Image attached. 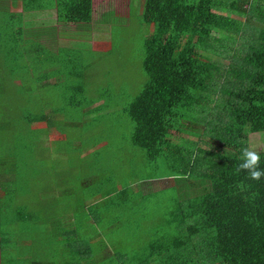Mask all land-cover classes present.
Instances as JSON below:
<instances>
[{
  "label": "trees",
  "instance_id": "obj_1",
  "mask_svg": "<svg viewBox=\"0 0 264 264\" xmlns=\"http://www.w3.org/2000/svg\"><path fill=\"white\" fill-rule=\"evenodd\" d=\"M141 2L146 35L140 65L145 81L135 94L126 92L129 99L122 106L129 119L128 142L98 140L91 147L98 158L100 151L109 150L106 156L118 163L116 153L128 145L130 151H142L148 166L160 164L168 173L146 177L141 182L144 194L137 196L139 191L134 190L127 198L126 180L92 174L99 181L92 201H82L81 235L83 231L84 237L91 234L84 221L90 220L93 230L98 226V209L114 219L121 209L132 211L137 198L146 197L145 190L171 185L170 180L179 183L181 194L172 197L166 215L158 214L163 228L154 227L152 216L144 215L145 222L149 220L146 230L153 231L140 255L126 256L117 246H110L114 250L108 248L104 254L107 244L91 253L88 241L82 255L72 240L67 243L70 252L63 256L67 257L65 264H83L78 260L88 262L84 264H264V178L252 181L234 171L248 135L264 133V0ZM21 6L15 12L7 1L0 0V9H9L1 19L0 46L8 41L2 36L7 32L21 41L23 28L16 26L15 19L21 20L22 12L54 9L59 22L74 24L90 22L93 10L91 0H21ZM48 28L39 31H55ZM11 51L4 54L6 59L23 60L22 55L10 57ZM38 51L34 49L30 55ZM212 55L228 62H219ZM8 74L14 75L12 71ZM44 78L49 77L41 75L35 81ZM22 88L29 90L26 84ZM25 89H18L24 105L21 117L26 126L41 131L49 124L48 105L30 107ZM112 90L102 88L93 91L94 99L84 97L79 102L81 113L97 112L106 104L100 99L103 93ZM173 132L179 138H172ZM183 134L207 136L208 147ZM212 143L216 144L211 147ZM158 181L163 184L156 185ZM67 223L69 232L73 231L72 221ZM126 223V231L141 229L138 222Z\"/></svg>",
  "mask_w": 264,
  "mask_h": 264
},
{
  "label": "rangeland",
  "instance_id": "obj_2",
  "mask_svg": "<svg viewBox=\"0 0 264 264\" xmlns=\"http://www.w3.org/2000/svg\"><path fill=\"white\" fill-rule=\"evenodd\" d=\"M5 1L10 10H22L21 0ZM93 2L88 23L55 21L52 26L48 20L56 18L54 9L32 10L22 12L21 20L15 19L16 26L23 28L20 42L13 38L15 33L2 35L8 41L0 46V264H65L67 257L63 256L70 252L66 249L72 240L76 241L74 246L80 247L78 252L83 251L82 255L88 241L91 253H98L100 245L107 244L104 254L110 246H117L126 256H138L148 233L153 231L146 230L149 220L145 222L144 215L152 216L154 227L163 228L160 213L165 214L172 206V197L181 194L175 180L168 181L171 185L163 188L145 190L146 197L137 198L132 211L121 209L115 213L114 219L120 224L114 222L113 215L104 216L98 209L95 213L102 215L98 226L93 230L91 221H84L91 234L84 237L83 231L81 235L82 201H92L99 181L96 177L126 180L127 198L134 190L139 191L137 196L144 194L141 182L146 177L168 173L160 164L148 166L142 151H130L128 145L116 153L120 157L118 163L106 156L110 154L107 149L100 151L99 158L92 153L91 144L98 140L128 142L129 119L122 106L129 99L126 92L135 94L145 81L140 61L146 35L141 22V0H132L130 4L129 0ZM9 9H0V32L4 26L1 19ZM39 18L45 19L44 23ZM49 26L55 31H39ZM11 49L10 57L22 55L23 60L6 59L4 54ZM34 49L40 51L30 55ZM41 75L49 78L35 81ZM25 84L29 86L28 92L22 88ZM19 88L25 89L23 94L27 92L30 107L48 105L49 124L41 131L25 125ZM102 88L113 89L100 98L106 104L97 112L82 114L79 102L84 97L94 99L93 91ZM73 101L77 103L72 105ZM183 135L208 147L207 136ZM172 138L179 135L173 132ZM250 142L256 150L264 151V133L249 134L246 146ZM130 186L132 190L128 189ZM68 219L72 221L71 232ZM126 221L138 222L141 229L126 231Z\"/></svg>",
  "mask_w": 264,
  "mask_h": 264
},
{
  "label": "clouds",
  "instance_id": "obj_3",
  "mask_svg": "<svg viewBox=\"0 0 264 264\" xmlns=\"http://www.w3.org/2000/svg\"><path fill=\"white\" fill-rule=\"evenodd\" d=\"M239 163L235 165V174L244 173L247 179L260 181L264 178V168L261 167L262 151L256 150V147L249 143V146L242 148Z\"/></svg>",
  "mask_w": 264,
  "mask_h": 264
},
{
  "label": "crops",
  "instance_id": "obj_4",
  "mask_svg": "<svg viewBox=\"0 0 264 264\" xmlns=\"http://www.w3.org/2000/svg\"><path fill=\"white\" fill-rule=\"evenodd\" d=\"M91 1H92V7H93V3H94L93 1H94V0H91ZM52 10H53V9H52ZM39 19H41V21L44 23V20H45V19H43V18H39ZM48 21H49V24H51V25L53 26V24L55 23V21H58V20H57L56 18H55V19H51V18H50V20H48Z\"/></svg>",
  "mask_w": 264,
  "mask_h": 264
}]
</instances>
